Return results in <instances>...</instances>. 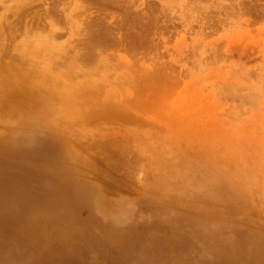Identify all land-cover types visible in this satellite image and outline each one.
Masks as SVG:
<instances>
[{
  "label": "rangeland",
  "instance_id": "obj_1",
  "mask_svg": "<svg viewBox=\"0 0 264 264\" xmlns=\"http://www.w3.org/2000/svg\"><path fill=\"white\" fill-rule=\"evenodd\" d=\"M0 264H264V0H0Z\"/></svg>",
  "mask_w": 264,
  "mask_h": 264
},
{
  "label": "bare ground",
  "instance_id": "obj_2",
  "mask_svg": "<svg viewBox=\"0 0 264 264\" xmlns=\"http://www.w3.org/2000/svg\"><path fill=\"white\" fill-rule=\"evenodd\" d=\"M0 113H1V108H0Z\"/></svg>",
  "mask_w": 264,
  "mask_h": 264
}]
</instances>
